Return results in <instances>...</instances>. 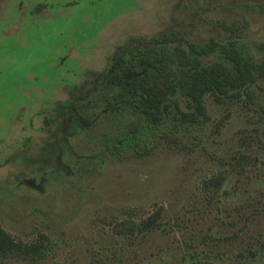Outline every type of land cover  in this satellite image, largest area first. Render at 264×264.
<instances>
[{
  "label": "rangeland",
  "instance_id": "rangeland-1",
  "mask_svg": "<svg viewBox=\"0 0 264 264\" xmlns=\"http://www.w3.org/2000/svg\"><path fill=\"white\" fill-rule=\"evenodd\" d=\"M168 30L263 57L264 0H0V226L48 244L0 264H264V76L143 149L112 147L138 117L90 75L129 35ZM155 208L156 225L124 231Z\"/></svg>",
  "mask_w": 264,
  "mask_h": 264
},
{
  "label": "trees",
  "instance_id": "trees-1",
  "mask_svg": "<svg viewBox=\"0 0 264 264\" xmlns=\"http://www.w3.org/2000/svg\"><path fill=\"white\" fill-rule=\"evenodd\" d=\"M107 59L110 67L93 71L90 80L99 88L113 85L107 98L109 107H129L138 117L132 130L113 140L116 150L129 145L143 149L161 126L207 118L208 95L213 99L250 98L252 86L264 76V56L254 57L238 39L197 41L174 30L129 35L115 45ZM130 70L134 73L126 82L124 74ZM55 101L57 112L62 114L71 97ZM221 179L219 172L212 173L202 178V187L214 191ZM158 215L159 208H155L138 222L129 220L124 231L152 227L158 223ZM47 245L42 233L21 240L0 226V259L18 254L39 256Z\"/></svg>",
  "mask_w": 264,
  "mask_h": 264
}]
</instances>
